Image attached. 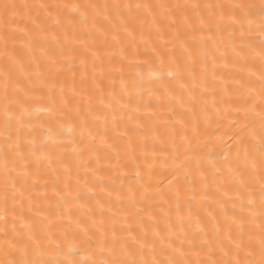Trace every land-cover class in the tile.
I'll use <instances>...</instances> for the list:
<instances>
[{
    "label": "snow or ice",
    "instance_id": "1",
    "mask_svg": "<svg viewBox=\"0 0 264 264\" xmlns=\"http://www.w3.org/2000/svg\"><path fill=\"white\" fill-rule=\"evenodd\" d=\"M0 264H264V0H0Z\"/></svg>",
    "mask_w": 264,
    "mask_h": 264
},
{
    "label": "bare ground",
    "instance_id": "2",
    "mask_svg": "<svg viewBox=\"0 0 264 264\" xmlns=\"http://www.w3.org/2000/svg\"><path fill=\"white\" fill-rule=\"evenodd\" d=\"M17 2H19V0H17ZM257 2H258V0H257Z\"/></svg>",
    "mask_w": 264,
    "mask_h": 264
}]
</instances>
